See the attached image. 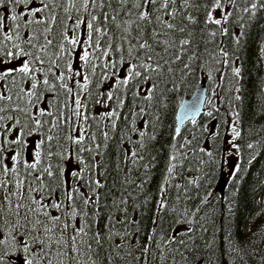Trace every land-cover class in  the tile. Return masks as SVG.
Masks as SVG:
<instances>
[{"label":"snow or ice","instance_id":"obj_1","mask_svg":"<svg viewBox=\"0 0 264 264\" xmlns=\"http://www.w3.org/2000/svg\"><path fill=\"white\" fill-rule=\"evenodd\" d=\"M261 16L264 0H0V264H264V219H232L264 157V80L249 115L240 62Z\"/></svg>","mask_w":264,"mask_h":264},{"label":"trees","instance_id":"obj_2","mask_svg":"<svg viewBox=\"0 0 264 264\" xmlns=\"http://www.w3.org/2000/svg\"><path fill=\"white\" fill-rule=\"evenodd\" d=\"M264 43V16L258 18L255 26L249 30V36L240 52V62L244 66V78L242 81L244 93L245 112L251 114L256 108V101L261 81L264 80V61L259 59V48ZM248 157L245 156V161ZM163 161V156L161 157ZM247 169L241 181L237 202L234 208L233 223L243 231L245 224L250 218L255 217L256 223H260L264 217L258 216V203L264 199V157H258L251 165L244 164ZM229 167L225 166L222 170L217 167L215 179L212 181V188L217 197H224L231 193L233 181L229 175ZM226 177L225 192L222 194L218 189V184L222 175ZM159 178V172L153 180V190L156 180Z\"/></svg>","mask_w":264,"mask_h":264},{"label":"water","instance_id":"obj_3","mask_svg":"<svg viewBox=\"0 0 264 264\" xmlns=\"http://www.w3.org/2000/svg\"><path fill=\"white\" fill-rule=\"evenodd\" d=\"M204 88L207 89V82L204 83ZM185 98L190 100L192 97L188 95Z\"/></svg>","mask_w":264,"mask_h":264}]
</instances>
